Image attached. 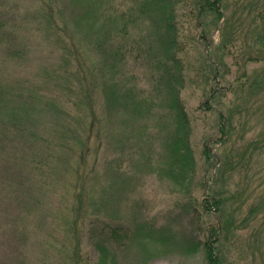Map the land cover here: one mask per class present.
Masks as SVG:
<instances>
[{
  "label": "rangeland",
  "instance_id": "1",
  "mask_svg": "<svg viewBox=\"0 0 264 264\" xmlns=\"http://www.w3.org/2000/svg\"><path fill=\"white\" fill-rule=\"evenodd\" d=\"M109 4L122 12L133 0H0V130L13 124L9 131L16 133L8 145L2 142L7 134L0 135V264H38L34 256L43 252L38 240L49 228L59 238L46 243L48 264H79V259L98 264L103 246L108 256L102 264H210L207 243L214 244L219 264H264V85H239L260 74L264 63H247L243 81L232 76L238 55L244 65L241 45L249 42L245 30L252 27L248 12L228 27L232 33L241 28L228 44L235 47L230 56L220 46L230 13L205 15L199 28L218 43L214 59H225L220 87L226 96L212 99L209 108L202 106L209 95L203 84L182 93L194 123L197 159L195 176L183 191L162 175L166 159L158 115L148 121L156 151L152 166L133 164L137 146L121 150L129 136L135 145L143 133L134 134L136 117L124 104L118 102L117 109L109 103L101 81L95 42L100 29L91 23V11ZM150 19L147 11L134 26L133 39L150 31ZM128 77L130 86L139 82L144 103L161 111L152 103L142 66ZM47 141L55 154L61 145L56 157H50ZM206 146L211 159L203 153ZM108 148L122 160L119 167L103 165ZM18 155L12 164L8 157ZM42 156L46 163L37 171L49 178L48 193L35 206L16 193L11 198L7 186L24 187L29 167ZM212 198L218 206L208 202ZM26 206L34 209L31 217L22 216ZM110 226L126 237L111 242L102 232ZM23 240L37 242L21 256Z\"/></svg>",
  "mask_w": 264,
  "mask_h": 264
},
{
  "label": "trees",
  "instance_id": "2",
  "mask_svg": "<svg viewBox=\"0 0 264 264\" xmlns=\"http://www.w3.org/2000/svg\"><path fill=\"white\" fill-rule=\"evenodd\" d=\"M179 5L183 7L180 8ZM98 8L95 12L91 11L93 13L91 14V23L100 29L95 42L101 60L99 70L101 81H103V86L107 92V100L112 105H117V109L120 108L118 102L124 104L125 107H129L131 117H136L137 127L134 134L138 133L140 136L143 133L142 137L137 138L135 145H133V141L129 136L127 140L123 141L121 150L131 151L136 149L137 146L136 154H138V158L133 159V164L152 166V155L156 151L153 143L150 142L152 136L149 133L148 121L151 115H158V120L163 128V131H160L159 134L162 138L166 159L162 175L168 176L174 184L184 191L187 188V183L191 182L195 176L197 159L193 144L194 123L182 93L188 87L203 84L209 95L202 106L209 108L212 99H217L219 95L226 96L222 91V87H220L225 78L223 68L225 59L223 57H219L217 60L214 59L213 55L218 43L215 44L213 39L209 38L204 30H199V28L202 26L205 15L212 14L222 18L226 17L225 12L230 13L232 19L225 18L220 43L225 55L230 56L235 47L233 45L228 47V44L233 40L232 35L235 32L238 35L241 28L232 33L228 30V27H234L232 22L237 21L235 20L237 15L240 16L244 11L248 12L247 18L252 22V27L246 24L245 35L249 42H244L241 45L244 65H241L240 55H238L236 57L237 61L233 63L237 69L232 72L234 79H237L236 81L238 79L243 81L248 73L247 69H243L247 63L253 61L264 63V0H133V5L122 12L111 4L98 6ZM147 11L153 26L144 35L133 39L134 26L143 22L144 14ZM138 66H142L146 77L149 79V94L153 96V104L159 103L160 108L158 109H161L159 112L155 113L154 108L144 103L138 81L133 82L131 86L128 84V81L131 80V77H128L129 72L135 74ZM261 70L260 74L249 76L246 82H240L239 85L244 86L246 83L250 88L262 87L264 85V68ZM230 71L232 70H229L228 73ZM234 79L233 81L236 82ZM221 115L224 118V113ZM225 117L228 118L226 114ZM14 128L11 124L0 130L2 139L7 134V137L2 140L6 145L16 141L15 131H9ZM226 128V124L221 126V143H225L227 140ZM146 136H151V138L145 144L144 138ZM20 138H25V136L22 135ZM48 143L50 157H56L61 145H58L55 154L54 151L51 152L52 143ZM143 144L146 148L141 150ZM15 150L20 154L18 148L15 147ZM203 153L208 159L213 157L212 151L207 146ZM8 159L12 164H15L19 159V155L13 159L8 157ZM45 160L42 156L38 161H35L36 165L28 166L30 176L24 178V187L11 185L8 188L7 186L11 198L15 199L16 193L19 196H24L35 206L37 201L48 193L47 189L51 182L48 181L49 178L46 180L45 176L37 171L41 164L46 163ZM42 161L45 162L41 163ZM103 161L106 168L113 169L119 167V162L122 160H117L113 153L111 155L108 148V154L103 156ZM19 180L21 179L19 178ZM208 202L218 206L220 201L218 202V200L212 198ZM12 209L19 211L17 207ZM21 212L23 213L22 216L25 215L27 218L33 215L34 209L26 206L24 211ZM115 228L110 226L109 231L108 228L102 229L107 238L110 236L111 242H115L116 238V240H121L126 237L121 233V230ZM50 231L51 233H49ZM44 232L46 234L38 240L40 242H38L39 247L43 249V252L39 256H34L38 264H48L49 256L46 243L54 237L59 238L55 236L58 233H52L50 228ZM35 242L37 241L28 243L23 240L18 247V253L22 256L27 246L30 248L25 254L27 255L29 251H33L32 247H35ZM213 245L207 243L206 257L210 264H219L220 261ZM57 247H59V243ZM101 247V244L98 243L97 248L101 249ZM60 249V252H64L62 247ZM101 251L103 252L102 261L107 258L108 250L104 249L103 246ZM65 256H61V263L64 262ZM27 261L30 263V260ZM101 261L98 264H102ZM79 262V264H82V259H79Z\"/></svg>",
  "mask_w": 264,
  "mask_h": 264
}]
</instances>
